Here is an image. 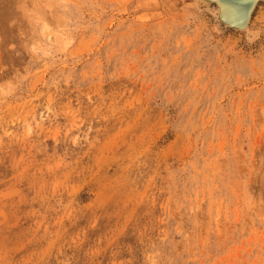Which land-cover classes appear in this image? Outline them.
Segmentation results:
<instances>
[{
  "label": "rangeland",
  "instance_id": "rangeland-1",
  "mask_svg": "<svg viewBox=\"0 0 264 264\" xmlns=\"http://www.w3.org/2000/svg\"><path fill=\"white\" fill-rule=\"evenodd\" d=\"M0 264H264V1L0 0Z\"/></svg>",
  "mask_w": 264,
  "mask_h": 264
},
{
  "label": "water",
  "instance_id": "water-1",
  "mask_svg": "<svg viewBox=\"0 0 264 264\" xmlns=\"http://www.w3.org/2000/svg\"><path fill=\"white\" fill-rule=\"evenodd\" d=\"M201 5L205 8L213 7L214 8V14L215 18L218 22V24L222 27H226L228 29H234L241 31L244 27L243 21H241L242 18H237V16H229L226 15L224 12L221 11L222 2L220 0H199ZM263 0H248L249 8H252L254 11L257 4ZM248 8V9H249ZM253 13V12H252Z\"/></svg>",
  "mask_w": 264,
  "mask_h": 264
},
{
  "label": "bare ground",
  "instance_id": "bare-ground-1",
  "mask_svg": "<svg viewBox=\"0 0 264 264\" xmlns=\"http://www.w3.org/2000/svg\"><path fill=\"white\" fill-rule=\"evenodd\" d=\"M220 2H222V7H221L222 12H224L226 15H229V16L236 15L237 18H242L241 21H243V24H244V27L242 30H245L248 28L250 20H251V16L253 14L252 12H254L252 11L253 10L252 8H249L250 6L248 4V0H220Z\"/></svg>",
  "mask_w": 264,
  "mask_h": 264
}]
</instances>
